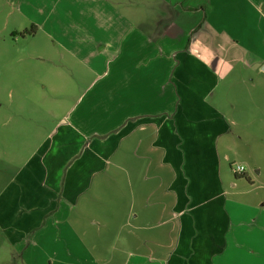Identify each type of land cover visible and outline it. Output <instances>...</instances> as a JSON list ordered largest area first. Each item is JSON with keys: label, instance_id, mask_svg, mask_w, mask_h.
<instances>
[{"label": "crops", "instance_id": "1", "mask_svg": "<svg viewBox=\"0 0 264 264\" xmlns=\"http://www.w3.org/2000/svg\"><path fill=\"white\" fill-rule=\"evenodd\" d=\"M7 1L83 85L71 101L68 82V114L0 194V226L22 261L68 264L99 248L84 234L103 218L80 223L73 211L96 176L90 199L115 198L98 191L126 148L123 163L160 158L154 177L173 203L167 243L133 231L124 247L156 243L169 249L163 264H264V184L228 166L243 149L237 158L263 171L251 137L264 145V0Z\"/></svg>", "mask_w": 264, "mask_h": 264}, {"label": "rangeland", "instance_id": "2", "mask_svg": "<svg viewBox=\"0 0 264 264\" xmlns=\"http://www.w3.org/2000/svg\"><path fill=\"white\" fill-rule=\"evenodd\" d=\"M19 1L10 0L13 4H18ZM19 18L21 16L17 9L7 0H0V194L43 140L68 114V82L73 83L69 94L71 101L78 97L80 85L83 86L79 84L80 68L68 67L67 60L53 56L55 48L52 40L42 31L35 34L36 26ZM261 133H264V127ZM251 139L257 160L264 158V145L257 148V139ZM128 154L126 148L121 149L114 158L121 168L112 167V173L104 176L107 188L105 187V191H98L104 195H111L113 192L115 198L101 201L90 199L97 192L96 176L92 189L76 204L73 216L79 217L77 220L80 223L83 214L93 219L103 218V224L100 231L91 226V221L85 222L89 224L87 227L80 226L89 230L84 234L86 242L90 246L99 242V248L88 249L90 256L88 252H81L85 254L82 261L69 263L68 260V264H126L132 255L125 254V251L132 252L134 249H127L123 244L129 235L133 236V231L137 241L147 238L157 243H167L165 230L170 225L164 226L162 222L171 213L173 199L154 177L161 167L160 158L156 155L155 162L148 166L147 161L144 167L143 152L131 153L129 162L119 161V157L123 159ZM231 154L235 156H231V162L228 161L229 168L231 163L233 168L243 164L246 172L257 177V185L264 184V162L261 176H257L253 162H242L237 158L248 156L247 152L237 149ZM112 176L115 178H111ZM111 181L116 182L114 188L108 187ZM112 211L115 212L111 215ZM76 225L79 226V223L76 222ZM137 246L140 248L135 249L138 253L134 251L132 259L130 258L131 264H163L161 254L169 250H161L160 254L156 243ZM19 250V247L8 241L0 226V264H27L22 261L19 255L22 250L18 253ZM49 259L46 257L45 260Z\"/></svg>", "mask_w": 264, "mask_h": 264}, {"label": "built area", "instance_id": "3", "mask_svg": "<svg viewBox=\"0 0 264 264\" xmlns=\"http://www.w3.org/2000/svg\"><path fill=\"white\" fill-rule=\"evenodd\" d=\"M234 171H235L237 174H244V173L246 172V167H245V165H243V164H238V165H236Z\"/></svg>", "mask_w": 264, "mask_h": 264}, {"label": "trees", "instance_id": "4", "mask_svg": "<svg viewBox=\"0 0 264 264\" xmlns=\"http://www.w3.org/2000/svg\"><path fill=\"white\" fill-rule=\"evenodd\" d=\"M25 33H27V31H25ZM238 175V177H239V175H242V176H244L245 178H249L247 175H243V174H237Z\"/></svg>", "mask_w": 264, "mask_h": 264}, {"label": "water", "instance_id": "5", "mask_svg": "<svg viewBox=\"0 0 264 264\" xmlns=\"http://www.w3.org/2000/svg\"><path fill=\"white\" fill-rule=\"evenodd\" d=\"M262 70L264 71V65H263V67H262Z\"/></svg>", "mask_w": 264, "mask_h": 264}]
</instances>
